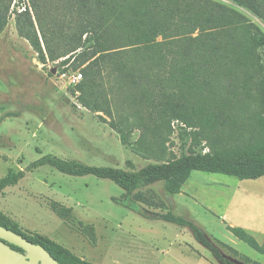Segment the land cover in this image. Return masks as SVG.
I'll return each mask as SVG.
<instances>
[{"label":"trees","instance_id":"1","mask_svg":"<svg viewBox=\"0 0 264 264\" xmlns=\"http://www.w3.org/2000/svg\"><path fill=\"white\" fill-rule=\"evenodd\" d=\"M232 1L264 21V0ZM13 3L21 7L16 10L17 30L39 59L45 63L64 58L62 65L71 63L73 71H81L82 79L74 90L84 107L112 117L107 91L125 92L119 100L128 99L138 121L146 127L165 118L182 122L190 128L185 134L193 145L202 138L208 140L207 129L237 133L231 142L212 144L205 153L190 145L188 153L135 171L53 154L41 156L35 166L112 180L136 202L150 205L141 187L164 181L168 193L176 195L194 170L241 180L264 176V31L243 12L216 0H0V31L11 17ZM105 78L113 79L115 87H105ZM124 120L119 115L108 122L119 131L122 142L131 146ZM138 146H145L143 139ZM22 175L9 170L0 178V194ZM52 208L60 215L71 210L57 202ZM158 216L190 227L223 264H240L224 257L190 219L170 210ZM0 225L43 245L62 264H97L53 239L22 232L1 211ZM227 228L264 254V243L245 228Z\"/></svg>","mask_w":264,"mask_h":264},{"label":"rangeland","instance_id":"2","mask_svg":"<svg viewBox=\"0 0 264 264\" xmlns=\"http://www.w3.org/2000/svg\"><path fill=\"white\" fill-rule=\"evenodd\" d=\"M216 1L237 8L264 31V21L248 9L232 0ZM16 10L21 7L13 3L0 31V178L9 170L23 173L16 185L0 194V211L10 223L97 264H223L190 227L159 218L158 213L170 210L195 223L224 257L240 264H264V254L227 228L241 226L264 243V176L241 180L194 170L176 195L168 193L164 181L141 187L150 205L136 202L112 180L34 165L41 156L53 154L135 171L188 153L193 142L182 122L165 118L146 127L132 114L128 99L120 102L125 92L107 91L112 117L125 118L122 126L131 146L124 144L108 122L112 117L84 107L74 85L61 75L64 68L72 72L73 65H62L64 58L45 63L39 59L17 30ZM104 81L108 89L115 87L113 79ZM205 133L208 140L193 145L199 153L237 138L226 128ZM142 139L145 146L140 148ZM224 180L232 186L224 189ZM53 202L71 210L60 215Z\"/></svg>","mask_w":264,"mask_h":264},{"label":"water","instance_id":"3","mask_svg":"<svg viewBox=\"0 0 264 264\" xmlns=\"http://www.w3.org/2000/svg\"><path fill=\"white\" fill-rule=\"evenodd\" d=\"M11 244L24 250L20 252ZM0 264H62L43 245L0 225Z\"/></svg>","mask_w":264,"mask_h":264},{"label":"built area","instance_id":"4","mask_svg":"<svg viewBox=\"0 0 264 264\" xmlns=\"http://www.w3.org/2000/svg\"><path fill=\"white\" fill-rule=\"evenodd\" d=\"M62 76L68 77L69 81L75 85L82 79V73L81 71H62Z\"/></svg>","mask_w":264,"mask_h":264},{"label":"crops","instance_id":"5","mask_svg":"<svg viewBox=\"0 0 264 264\" xmlns=\"http://www.w3.org/2000/svg\"><path fill=\"white\" fill-rule=\"evenodd\" d=\"M224 186H222L224 189H226V188H230L231 186H232V184L229 182V181H227V180H224ZM186 183V182H185ZM184 183V184H185ZM208 183H210V180L208 179ZM230 226H232V225H230Z\"/></svg>","mask_w":264,"mask_h":264}]
</instances>
